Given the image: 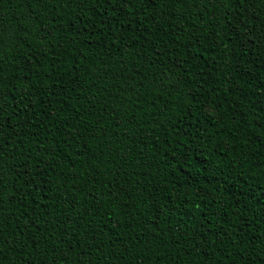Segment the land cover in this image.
I'll use <instances>...</instances> for the list:
<instances>
[{"label":"trees","instance_id":"1","mask_svg":"<svg viewBox=\"0 0 264 264\" xmlns=\"http://www.w3.org/2000/svg\"><path fill=\"white\" fill-rule=\"evenodd\" d=\"M0 264H264V0H0Z\"/></svg>","mask_w":264,"mask_h":264}]
</instances>
